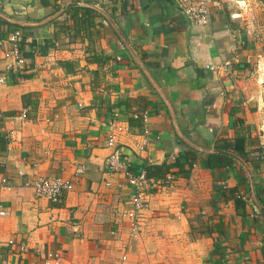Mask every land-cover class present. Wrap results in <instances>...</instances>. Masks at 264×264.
<instances>
[{
	"label": "crops",
	"instance_id": "1",
	"mask_svg": "<svg viewBox=\"0 0 264 264\" xmlns=\"http://www.w3.org/2000/svg\"><path fill=\"white\" fill-rule=\"evenodd\" d=\"M181 1L1 0L19 21L62 12L35 26L0 17V39L22 31L24 59L9 71L0 44V264H264V163L253 156L264 143V0H205L207 25ZM76 4L99 11L80 30L66 14ZM171 109L205 150L178 135ZM114 113L131 168L172 164L135 235L122 217L132 187L105 168ZM189 148L193 166L179 171ZM215 152L231 163L211 166ZM79 163L86 172L73 177ZM38 175L74 186L57 201L36 197Z\"/></svg>",
	"mask_w": 264,
	"mask_h": 264
},
{
	"label": "built area",
	"instance_id": "2",
	"mask_svg": "<svg viewBox=\"0 0 264 264\" xmlns=\"http://www.w3.org/2000/svg\"><path fill=\"white\" fill-rule=\"evenodd\" d=\"M1 5L0 0V8ZM179 6L180 11L191 23L197 25H207L210 23V8L205 0H184L181 1ZM21 40L22 31L20 29H16L10 33L6 41L0 39V44H9L4 53L5 58L10 60L7 63L9 71L13 70V68L15 69V67L21 68L24 64V59L20 54ZM7 80L8 75L0 74V84L7 82ZM128 131V126L119 120L118 113H114L113 118L108 122L106 145L111 149V152L105 159V168L109 172L123 171L132 187V192L128 199L129 207L123 210L122 217L129 222L130 234L135 235L139 233L145 213L150 209L148 191L152 187L153 182L146 177L145 170L135 172L130 169L128 160L124 159L120 137ZM253 156L264 163V143L253 153ZM85 172V164H76L73 177H80ZM1 181L5 183L6 178L3 176ZM29 185L33 188L36 197H47L53 201H57L73 188L74 182L72 178L62 176L38 175L29 182ZM243 198H245L244 195ZM8 213V209L0 203V215H7ZM57 256L58 254L49 253L48 258L50 260ZM49 260H47V263H49Z\"/></svg>",
	"mask_w": 264,
	"mask_h": 264
},
{
	"label": "trees",
	"instance_id": "3",
	"mask_svg": "<svg viewBox=\"0 0 264 264\" xmlns=\"http://www.w3.org/2000/svg\"><path fill=\"white\" fill-rule=\"evenodd\" d=\"M66 14L67 17H70L74 20L75 23V27L76 29L80 30L81 28H83L87 21H91L90 19L99 13V11H97L96 9L89 7V6H85V5H72L69 6L68 8H66ZM68 10H72V11H68ZM218 152L212 153L210 154V159L212 160L211 162V166L213 165V160L216 159V165L218 166H223V165H227L229 163H231L230 159H226V155H224L223 153L219 154ZM123 155H125L123 153ZM194 155H195V151L193 148H189L188 150L185 151L184 153V160H182V157H178L176 158L175 162L173 163L178 170H182V171H186L189 172L190 168L193 166V159H194ZM192 158V159H191ZM124 159H126L124 157ZM127 160V159H126ZM171 163H167L164 162L160 165H149L145 167V171H146V177L153 183H155V181L157 180H161L163 179V174H165L168 170L170 171L171 169ZM130 169L135 171V168H131ZM136 172V171H135ZM157 179V180H156ZM164 180V179H163ZM241 199V197H240ZM238 204L244 205V201L238 200Z\"/></svg>",
	"mask_w": 264,
	"mask_h": 264
},
{
	"label": "water",
	"instance_id": "4",
	"mask_svg": "<svg viewBox=\"0 0 264 264\" xmlns=\"http://www.w3.org/2000/svg\"><path fill=\"white\" fill-rule=\"evenodd\" d=\"M85 5H88V6H93V5H89V4H85ZM94 7V6H93ZM62 12V10L60 11H57L56 13H54L53 15L47 17L46 19H42V20H36V21H19V20H15L11 17H7L1 10H0V17H3V18H6L14 23H18V24H21V25H28V26H35V25H39V24H43V23H46L48 22L49 20H52L54 17L60 15ZM102 14L105 16V23L107 24H110L114 27V29L116 30V32L118 33L119 35V44H120V47L121 48H124V47H128V43L126 41V39L123 37V35L121 34V32L118 30V28L116 27V25L114 24L112 18L104 11H101ZM150 77V74L147 73ZM150 79L152 80V82L155 84L154 80L152 77H150ZM158 87V86H156ZM171 112H172V109H171ZM172 116H173V121H174V126L176 128V131L178 133V135L187 143L189 144L190 146L194 147V148H197V149H200V150H205L201 147H199L198 145L194 144L184 133L183 131L181 130L179 124L177 123L176 119H175V116L172 112ZM261 207V206H260ZM261 210L262 212L264 213V208L261 207Z\"/></svg>",
	"mask_w": 264,
	"mask_h": 264
}]
</instances>
